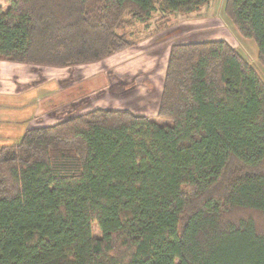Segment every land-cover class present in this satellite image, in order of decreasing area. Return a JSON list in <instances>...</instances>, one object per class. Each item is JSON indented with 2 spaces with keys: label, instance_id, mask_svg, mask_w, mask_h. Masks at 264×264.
I'll return each mask as SVG.
<instances>
[{
  "label": "trees",
  "instance_id": "trees-1",
  "mask_svg": "<svg viewBox=\"0 0 264 264\" xmlns=\"http://www.w3.org/2000/svg\"><path fill=\"white\" fill-rule=\"evenodd\" d=\"M210 1L5 0L0 60L99 62ZM223 12L264 68V0ZM69 113L0 143V264H264V83L227 40L170 45L154 117Z\"/></svg>",
  "mask_w": 264,
  "mask_h": 264
},
{
  "label": "rangeland",
  "instance_id": "rangeland-1",
  "mask_svg": "<svg viewBox=\"0 0 264 264\" xmlns=\"http://www.w3.org/2000/svg\"><path fill=\"white\" fill-rule=\"evenodd\" d=\"M199 15H211L214 18L212 19L214 25L205 28L202 23H188L189 19ZM225 21L232 25L224 15L219 0H211L200 12L188 16L179 14L170 16V23L164 29L158 30L153 19L146 26L137 25L136 29L142 37L138 43L99 62L64 69L56 68L57 71L65 70L61 72L66 76V80L53 79L45 83L28 84L27 80L19 82L12 78L11 80L16 82L17 89L12 93H0V131L6 134L8 130L19 127L21 132L27 123L24 116L27 115L28 108H32L37 101L45 98L42 96L45 89L46 93L47 90L52 93L63 92L67 101L61 106L57 118L39 117L44 124L55 123L70 115L69 112L72 111L84 112L96 107L128 108L135 114L154 117L170 45L175 42L218 37L220 34L215 35V32L225 31L228 26L223 24ZM53 99L43 100L41 103L46 102L43 106L49 108L56 106L52 105L55 101ZM57 108H50L53 110V116L55 115L53 112L60 110ZM41 122L35 120L32 125L36 126ZM158 122L162 121L158 120ZM2 132H0V140H8L7 143H11L13 137L3 136ZM91 227L93 235L100 234L95 223Z\"/></svg>",
  "mask_w": 264,
  "mask_h": 264
},
{
  "label": "crops",
  "instance_id": "crops-1",
  "mask_svg": "<svg viewBox=\"0 0 264 264\" xmlns=\"http://www.w3.org/2000/svg\"><path fill=\"white\" fill-rule=\"evenodd\" d=\"M225 0H219V4L224 6ZM0 6L6 7L5 0H0ZM202 10V8H201ZM201 10H198L199 12ZM196 11V12H198ZM214 19L211 15L206 16V15H199L198 17H195L194 19H189L188 23H202L201 25L203 27H209L211 25H214ZM204 21H208L205 23ZM217 22V21H216ZM221 22V21H220ZM186 23V22H185ZM228 23V22H227ZM226 21L223 22V24L228 25L225 28V31H216L215 35L220 34V36L212 37L211 39H216V38H222L227 40L233 47L237 49L239 54L251 65L254 67V69L257 71L259 74L260 78L262 79L264 83V69L262 68L263 66L260 65V63L257 60V48L254 42L250 39L244 38L240 35V33L237 31L236 28H234L233 25L227 24ZM222 24V23H221ZM223 29V26L221 27ZM220 28V29H221ZM211 30V29H210ZM14 65H20V66H14ZM52 69V70H51ZM54 69V70H53ZM56 68H51V67H44V66H31L28 64H22V63H15V62H9V61H4L0 60V93H12L17 89L16 87V82L12 81L11 79L14 78L18 80L19 82L22 81H29L27 82L30 84L31 82H34L32 84H38V83H45L46 81H50L53 79H62L66 80V76L62 75L61 71L65 70H60L57 71L55 70ZM59 69H64V68H59ZM13 75V76H12ZM25 83V82H24ZM22 83V84H24ZM21 84V83H20ZM46 93L45 91L42 93V96L45 98H42L39 102L37 101L34 106L32 105V108L29 107L27 111V115L24 116V120L27 121L26 126L22 128L21 132L19 127L16 129H10L5 133L2 134L3 136L6 137H13L12 142H17L23 132L24 129L29 127H35V125H32V123L36 120V122H41L42 118L39 117H47L51 116V118H57V113L61 112V106L64 105L63 103H60V101L64 100L65 95L63 92H56L52 93V91H48ZM57 95V96H55ZM46 98H54L52 105L56 106H50L51 109H54V107H58L55 112H53L55 115H52V111L49 107L43 106L44 103H41L43 100L45 101ZM49 106V105H48ZM38 117V118H37ZM59 121V120H58ZM17 124V122H16ZM48 123H39L36 126H41V125H47ZM50 124V123H49ZM2 143H7L8 140H0ZM0 142V143H1ZM10 143V142H9Z\"/></svg>",
  "mask_w": 264,
  "mask_h": 264
}]
</instances>
